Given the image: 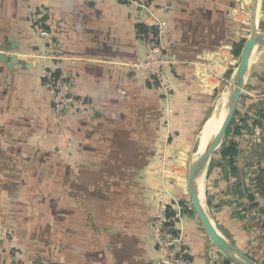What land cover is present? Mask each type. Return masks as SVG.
<instances>
[{
    "label": "crops",
    "instance_id": "0c3cea01",
    "mask_svg": "<svg viewBox=\"0 0 264 264\" xmlns=\"http://www.w3.org/2000/svg\"><path fill=\"white\" fill-rule=\"evenodd\" d=\"M150 3L179 62L165 73L170 117L135 67L147 54L140 25L153 29L137 5L0 0V53L9 57L0 61V264H156L150 223L161 194L181 207L192 264H237L192 211L184 161L235 75L254 0ZM256 22L264 33V0ZM45 67L72 76L82 110L55 118ZM231 144L236 154L218 149L203 170L204 208L225 239L264 264V43L250 59Z\"/></svg>",
    "mask_w": 264,
    "mask_h": 264
},
{
    "label": "built area",
    "instance_id": "2783aa9c",
    "mask_svg": "<svg viewBox=\"0 0 264 264\" xmlns=\"http://www.w3.org/2000/svg\"><path fill=\"white\" fill-rule=\"evenodd\" d=\"M144 10L153 20V29L143 36L147 46V54L136 69L145 71L148 79L154 83L165 100L164 110L168 117L174 114L171 107L173 88L167 82L165 73L179 62L176 55L167 52L166 35L170 25L152 13L150 0H126ZM42 35L48 34L42 30ZM43 85L51 97L55 118L59 121L68 113L82 110L85 106L74 93L73 78L70 75L59 74L51 67L42 70ZM159 211L150 223V234L159 252L156 264H192L188 256V242L185 233L177 226L180 217V205L170 204L165 196H159Z\"/></svg>",
    "mask_w": 264,
    "mask_h": 264
},
{
    "label": "water",
    "instance_id": "95a60500",
    "mask_svg": "<svg viewBox=\"0 0 264 264\" xmlns=\"http://www.w3.org/2000/svg\"><path fill=\"white\" fill-rule=\"evenodd\" d=\"M258 1L259 0H254V5L252 9L251 35L245 42L241 52V59L234 75V81H233L234 87H233L232 95L230 97V103L228 106L225 120L222 123L217 135L215 136L213 141L206 147L205 151L197 159L192 160L188 175V189H189V195L191 198L193 210L200 218L204 228L206 229L208 235L210 236L214 244L220 249V251L228 259H231L237 264H259V263H257L250 256L243 253L240 249H238L234 244L230 243L217 231L212 221L210 220L208 213L206 212L204 206L200 201L196 186V177L198 174V168L200 164L205 161V165H206L209 159L211 158L212 154L217 150V148L223 142L227 134V131L231 126L232 121L235 117L241 99L251 56L254 50L256 49V47L260 43H264V33L259 31L256 22ZM3 48L6 49V45L3 46ZM0 61L2 62L9 61V57L7 56L6 51H2L0 53ZM18 62L20 61L18 60L17 56L15 54L12 55L9 63L10 68H13V66Z\"/></svg>",
    "mask_w": 264,
    "mask_h": 264
},
{
    "label": "bare ground",
    "instance_id": "6f19581e",
    "mask_svg": "<svg viewBox=\"0 0 264 264\" xmlns=\"http://www.w3.org/2000/svg\"><path fill=\"white\" fill-rule=\"evenodd\" d=\"M233 87H234V83L231 82L230 85H228L225 88L223 94H221L222 96L218 102L219 104H217V107L210 116L209 121L203 126V129L201 131V136L199 139V144L196 147V152L194 154L193 160L197 159L205 151L206 147L213 141V139L217 135L222 123L225 120L228 106L230 103V97L233 92ZM205 166H206L205 161L200 164L198 168V174L196 177V186H197L198 195L204 207L206 201L204 198L202 175ZM187 188H188V184H187ZM187 190L189 191V189Z\"/></svg>",
    "mask_w": 264,
    "mask_h": 264
},
{
    "label": "rangeland",
    "instance_id": "374dc122",
    "mask_svg": "<svg viewBox=\"0 0 264 264\" xmlns=\"http://www.w3.org/2000/svg\"><path fill=\"white\" fill-rule=\"evenodd\" d=\"M240 59H241V57H240ZM239 62H240V60H239ZM234 81V77L233 78H229L228 79V81L225 83V85L226 84H230L231 82H233ZM224 90H225V88L224 87H220V90H219V93L216 95V99H215V108H216V106H217V103L219 102V100H220V98H221V94H223V92H224ZM219 104V103H218ZM210 119V118H209ZM209 119H208V121H209ZM207 121V122H208ZM206 122V123H207ZM202 131V130H201ZM201 131H200V136H201ZM230 131H231V126L229 127V129H228V131H227V134H226V136H225V138H224V140H223V142L220 144V146L217 148V150L218 149H222L224 146H225V144H226V140H227V137H228V134L230 133ZM198 144H199V141H198V136L196 137V139H195V141H194V144H193V146H192V148H191V150L189 151V153H188V157H186L185 158V165H186V178H188V175H189V169H190V165H191V162H192V160H193V157H194V154H195V152H196V147L198 146ZM204 174V173H203ZM186 183V184H185ZM185 186L187 187V184H188V182H186L185 181ZM188 189V188H187ZM189 192V191H188ZM193 207V206H192Z\"/></svg>",
    "mask_w": 264,
    "mask_h": 264
},
{
    "label": "trees",
    "instance_id": "16d2710c",
    "mask_svg": "<svg viewBox=\"0 0 264 264\" xmlns=\"http://www.w3.org/2000/svg\"><path fill=\"white\" fill-rule=\"evenodd\" d=\"M140 31L142 33H146V34L149 33L148 32V29L144 25H140ZM243 46H244V42H241L240 44L236 45V47H235V53H236V55H238V56L241 55ZM222 150H223L224 155L230 154L231 156H233L237 152L234 144H231L229 146H224L222 148ZM192 211L194 212V210H192ZM228 261H232V260L231 259H228Z\"/></svg>",
    "mask_w": 264,
    "mask_h": 264
}]
</instances>
